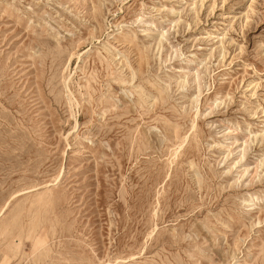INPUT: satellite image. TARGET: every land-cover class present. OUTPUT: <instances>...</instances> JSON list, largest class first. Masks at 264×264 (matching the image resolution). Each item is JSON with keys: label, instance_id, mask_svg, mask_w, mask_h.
I'll list each match as a JSON object with an SVG mask.
<instances>
[{"label": "rangeland", "instance_id": "rangeland-1", "mask_svg": "<svg viewBox=\"0 0 264 264\" xmlns=\"http://www.w3.org/2000/svg\"><path fill=\"white\" fill-rule=\"evenodd\" d=\"M0 264H264V0H0Z\"/></svg>", "mask_w": 264, "mask_h": 264}, {"label": "bare ground", "instance_id": "bare-ground-1", "mask_svg": "<svg viewBox=\"0 0 264 264\" xmlns=\"http://www.w3.org/2000/svg\"><path fill=\"white\" fill-rule=\"evenodd\" d=\"M122 43V42H121ZM138 62V61H137ZM68 80V79H67ZM132 82V81H131ZM67 86V85H66ZM65 87V86H64ZM70 93V92H69ZM71 94V93H70ZM73 96V95H72ZM73 98V97H72ZM193 127V126H192ZM192 129V128H191Z\"/></svg>", "mask_w": 264, "mask_h": 264}]
</instances>
